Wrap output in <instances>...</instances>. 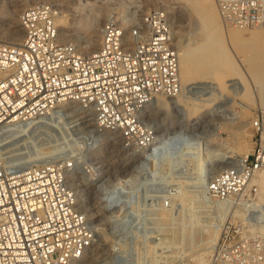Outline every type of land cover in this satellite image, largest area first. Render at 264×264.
Masks as SVG:
<instances>
[{
  "label": "built area",
  "instance_id": "built-area-1",
  "mask_svg": "<svg viewBox=\"0 0 264 264\" xmlns=\"http://www.w3.org/2000/svg\"><path fill=\"white\" fill-rule=\"evenodd\" d=\"M215 2L226 24L264 29V0ZM57 17L55 5L28 6L20 14L21 43H0V135L14 128L7 133L28 136L32 127L76 103L94 116L92 131L123 133L126 143L141 138L146 150L153 149L159 138L142 135L143 113L158 96L182 91L180 53L167 10L149 9L131 25L110 16L93 53L63 41ZM251 127L252 152L217 173L208 187L212 201L243 205L249 213L255 208L246 197L257 189L251 181L264 170V109ZM58 146L24 153L14 164L0 157V264H78L96 242L93 220L69 181L68 171L83 162L69 147ZM128 187L113 189L120 191L112 200L123 205V231L132 227L135 215L133 184ZM260 214L263 219L264 211ZM213 264H264V241L227 225Z\"/></svg>",
  "mask_w": 264,
  "mask_h": 264
},
{
  "label": "rangeland",
  "instance_id": "rangeland-1",
  "mask_svg": "<svg viewBox=\"0 0 264 264\" xmlns=\"http://www.w3.org/2000/svg\"><path fill=\"white\" fill-rule=\"evenodd\" d=\"M34 1L0 0V14L5 9L12 12L14 5L31 6ZM137 1L139 0H39L35 3H55L58 16L71 19V24L74 22L62 40L78 44L79 47H89L95 35L83 27L84 20L86 22L100 16L102 28L110 16L122 19L125 15L123 19H126L138 5H142L141 9L144 10L137 11L136 19L152 8H164L169 14L172 13L179 53L184 46L194 47L204 42L202 27L206 21L192 6L195 3L202 5V1ZM213 2L218 11L215 0ZM219 18L224 35L216 44L225 47L234 63L232 75L225 79L223 88L208 78L204 81H189L182 86L180 95L189 102L192 101L190 106L194 105L193 102L200 106L195 118L188 117L185 105L180 106L177 102L165 107L161 97L158 100L156 98L144 111L140 123L142 135L152 132L159 138L153 149L146 150L141 138L136 137L134 143L131 140L126 143L123 133L92 131L93 116L83 113L76 103L45 119L47 126L43 130L32 131L28 136L16 132L0 135V157L13 164L19 163L24 153L34 155L36 149L46 145L67 146L81 157L82 165L68 171L69 181L80 204L93 220L96 242L78 264H196V261L198 264L201 258L207 264L214 263L220 238L215 248L193 247L208 240L213 228L208 206L211 202L208 187L217 173L252 152L254 131L251 121L258 110L264 109V88L255 77L262 73L263 67L257 73L253 71L255 56L257 53H264V40H253L246 36L241 42L232 41L228 38L226 28L232 31L234 27L227 25L220 13ZM127 22L128 25L133 23ZM9 29L10 24L0 18V33L5 30L3 34L7 35ZM100 39L99 47L102 34ZM4 40L7 41L2 39L0 43H4ZM79 51L83 52L82 49ZM180 95L173 98L162 97L165 101L169 98L174 101ZM218 151L220 154L216 157ZM44 161L42 158L36 163ZM130 183L133 184L136 196L133 201L135 215L131 219L132 227L123 231L119 227L123 217L120 215L124 213L121 209L123 205L118 200H112L120 191L113 193V189L128 190ZM256 188L246 197L254 206L255 212L249 213L243 205L234 203L233 210L238 213L234 215L227 212L223 219H226L225 226L232 227V231L253 234L264 241V218L260 219L264 204L260 200L257 185ZM109 193L110 197L105 199L103 196ZM222 214L218 212L215 216L220 217ZM254 229L256 230L253 231Z\"/></svg>",
  "mask_w": 264,
  "mask_h": 264
},
{
  "label": "bare ground",
  "instance_id": "bare-ground-1",
  "mask_svg": "<svg viewBox=\"0 0 264 264\" xmlns=\"http://www.w3.org/2000/svg\"><path fill=\"white\" fill-rule=\"evenodd\" d=\"M39 0H35L33 4H36L35 2H38ZM57 1V0H55ZM64 1V0H63ZM140 1V0H139ZM137 1V2H139ZM142 1V0H141ZM140 1V2H141ZM189 3H191V1H195V0H188ZM202 1V5H197L199 3H195L196 5H192L194 7V9L197 11V13H199V15L203 18H205L206 23L203 25L202 30L205 33V40L203 43L194 46V47H188V46H184L183 50L181 49L180 52V78H181V84L182 86H184V84L186 82L189 81H194V80H198V81H204L205 79H211L213 81H215L216 84H218V86H220V88H223L225 85V79H227L228 77H230L232 75V71L234 70V68H232L234 63L231 61L229 55L227 54V51L225 49L224 46H219L217 45V41H221L223 39V26L221 25L220 22V18H219V13L215 7V4L213 2V0H200ZM42 2V1H40ZM105 2V1H104ZM136 2V0H135ZM134 2V3H135ZM146 2H150V0H146ZM88 3V2H87ZM141 4V3H140ZM53 5H56L55 3ZM120 5V4H119ZM132 5V4H131ZM25 5H14L15 9L12 12H8L6 9L0 14V18L3 19L4 21H6L7 23L10 24V29L8 30V32L6 33L7 35L0 33V40L2 39H6L7 41H5L4 43H8L11 45H17L20 44L21 41L23 40L22 35L24 37V30L21 26L20 21L18 19L19 14L22 12V10L26 7H24ZM89 6V5H88ZM135 6V5H134ZM62 7V5H61ZM131 7V6H130ZM137 9L132 10L130 16H126L127 21H134L136 20V16H137V11H140L142 5H138ZM13 8V7H12ZM68 9V8H67ZM71 9V8H70ZM183 9V8H182ZM103 10V9H102ZM144 10V8H143ZM143 10L141 9V12H143ZM130 11V9H129ZM182 14H184L183 10H181ZM168 12V11H167ZM124 13V12H123ZM169 13V12H168ZM121 14V13H120ZM143 14V13H142ZM140 14V16L142 15ZM123 15V14H122ZM125 16V15H124ZM123 16V17H124ZM121 17V16H120ZM122 17V19H123ZM128 17V18H127ZM169 17L173 23V26L175 25L174 21H173V15L170 12ZM20 18V17H19ZM75 18V17H74ZM102 18V17H101ZM78 19V18H77ZM120 19V18H119ZM125 19V18H124ZM71 20V19H70ZM67 17L65 16H58L57 17V24L59 25V32H60V38L63 39L65 38L64 36L67 34V32L69 31V28L71 27V21H70ZM73 21V20H72ZM132 23V22H130ZM101 24L102 22H100V16L95 17L94 19L90 20V21H86L84 20V23H82L83 27H85L87 30L92 31L95 35L94 38L92 39L93 41L90 43L89 47H79L78 44H76V46H78L79 49L83 50V53H93L95 51H97L99 49V41L100 39V35L102 34V28H101ZM203 24V23H202ZM131 25V24H130ZM228 25V24H227ZM9 26V25H8ZM231 26V25H229ZM73 27V26H72ZM175 27V26H174ZM234 27V26H232ZM74 28V27H73ZM227 29V33H228V38L231 39L232 41H236V42H241L242 40H244V38H246V36H248L249 38L253 39V40H264V32L261 28H254V29H241V28H237L234 27V30L232 31H228ZM233 29V28H232ZM200 31V30H199ZM68 36V35H67ZM91 41V40H90ZM246 41V40H245ZM187 43V42H186ZM243 43V42H242ZM89 44V43H88ZM190 45V44H189ZM223 45V44H222ZM242 45V44H241ZM192 46V45H191ZM244 46V44H243ZM246 46V45H245ZM249 46V45H248ZM182 48V46H180ZM242 47V46H240ZM180 49V48H179ZM246 49V48H245ZM257 51V50H256ZM260 52V51H259ZM264 54V53H263ZM261 53H257V56H255V60H256V65L254 64L253 66V71L254 73H257L260 67H263V69H261L262 73L258 76L255 75V77H257L259 79V81L261 83H259V85H261V87L264 88V55ZM255 55V54H254ZM250 59V58H249ZM252 59V57H251ZM252 61V60H250ZM249 62V61H248ZM254 63V62H253ZM258 63V64H257ZM252 64V63H251ZM236 69V67H235ZM235 74V73H234ZM237 75V73H236ZM219 88V89H220ZM247 88V87H246ZM248 92H246L247 95ZM180 95V94H179ZM164 95H160L157 97L156 100L160 98L161 102L163 105H165V107H167L168 105H175L178 102V105H185L188 108V117L190 118H195L196 117V112L198 111V109L200 108V106L195 105V103L193 102V106L191 105V102H189V100L186 99V97H184L183 95H180L178 97V99L176 100H172L171 98H169L167 101H165V99L162 97ZM165 97H170V96H165ZM176 97V96H175ZM173 98V97H172ZM153 101H156V100ZM180 103V104H179ZM211 105V102H209ZM197 104V103H196ZM167 109V108H166ZM212 110V109H211ZM94 114V113H93ZM93 120L95 122V118L93 116ZM24 124V123H23ZM26 124V123H25ZM47 124L45 125H37L31 128V131H38L40 129H44L46 128ZM15 130L14 128H8L4 131H2L1 133H7L9 131H13ZM34 131V132H35ZM12 136V135H10ZM7 137V136H6ZM231 147V146H230ZM228 149V147H227ZM232 149V148H231ZM221 151V150H219ZM216 153V157H218V155L220 154V152ZM224 151V149H223ZM222 151V152H223ZM221 152V153H222ZM225 155V154H224ZM214 157V158H216ZM92 180V179H91ZM251 185H257L258 189H260V200L261 202L264 204V170L259 172L257 174V176H255V178L251 181ZM187 186V185H186ZM196 194V193H195ZM200 196V195H199ZM171 197V196H169ZM188 198V197H187ZM201 198V197H200ZM183 199V198H182ZM210 199V198H209ZM184 200V199H183ZM210 205H208L210 208L211 213V219H212V223H213V228H211V232H210V236L209 239L204 241L201 244H198L197 246H193V247H198V246H204L205 248H215V246L218 244V240L220 238V233L221 230L223 229V227H225V220L223 219V217L225 216V213L229 212V214L234 213L237 214L238 211L237 210H233L235 208V205L233 206H229V205H219L218 201H212L210 200ZM181 202V201H180ZM184 202V201H183ZM177 203V202H176ZM186 203V202H185ZM220 203V201H219ZM183 205V204H182ZM173 206V205H172ZM187 206V205H186ZM232 207V208H231ZM197 208V207H196ZM200 208V207H199ZM208 208V207H207ZM170 209V208H169ZM189 209V208H188ZM237 209V208H236ZM173 210V209H172ZM233 210V211H232ZM184 212V211H183ZM218 212H222L223 214L218 217L215 216L216 213ZM197 213V212H196ZM191 214V213H190ZM228 214V215H229ZM172 215V214H171ZM175 215V214H174ZM196 217V216H195ZM229 217V216H228ZM227 217V218H228ZM210 218V217H209ZM166 219V218H165ZM176 219V218H175ZM174 219V220H175ZM199 219V218H198ZM172 222V221H171ZM184 223V222H183ZM261 223V222H260ZM181 224V223H180ZM207 224V223H206ZM257 224V223H256ZM186 225V224H185ZM204 224H202L203 226ZM208 225V224H207ZM259 225V223H258ZM261 225V224H260ZM263 225V224H262ZM197 226V225H196ZM253 226H255L253 224ZM252 226V227H253ZM257 226V225H256ZM206 227V226H205ZM251 227V228H252ZM165 228V227H163ZM201 228V227H200ZM259 228V227H258ZM254 229L253 231H258ZM263 228V227H262ZM207 229V228H205ZM204 229V230H205ZM253 229V228H252ZM251 229V230H252ZM264 230V228H263ZM184 232V231H183ZM192 232V231H191ZM190 232V233H191ZM208 233V231H207ZM263 234V233H262ZM194 235V234H193ZM197 236V235H196ZM264 236V234H263ZM192 237V236H190ZM193 238V237H192ZM195 238V237H194ZM172 239V238H171ZM177 240V239H176ZM195 240V239H194ZM183 241V240H182ZM192 241V240H191ZM181 242V241H180ZM134 243V242H133ZM164 243V242H163ZM192 243V242H191ZM195 243V242H194ZM161 244V243H160ZM207 244V245H206ZM196 245V244H194ZM118 246V245H117ZM157 246V245H156ZM162 246V245H161ZM121 248V247H120ZM119 248V249H120ZM132 249V248H131ZM214 250V249H213ZM150 251V250H149ZM157 251V250H156ZM174 251V250H173ZM206 251V250H205ZM208 251V250H207ZM120 252V251H119ZM146 252V251H145ZM158 252V251H157ZM175 252V251H174ZM149 253V252H148ZM147 253V254H148ZM154 253V252H153ZM163 253V252H162ZM207 253V252H206ZM210 253V250H209ZM144 254V253H143ZM178 254V253H177ZM177 254H174L177 255ZM184 254V253H183ZM86 255V254H85ZM149 255V254H148ZM156 255V254H155ZM201 255V254H200ZM204 255V254H203ZM140 256V255H139ZM180 255H178L179 257ZM198 256V255H197ZM85 257V256H84ZM83 257V258H84ZM145 257V255H144ZM202 257V256H201ZM204 257V256H203ZM82 258V259H83ZM195 258V257H193ZM81 259V260H82ZM178 259V258H176ZM175 259V260H176ZM154 260V259H153ZM170 261V260H169ZM165 263V262H164ZM171 263V262H170ZM197 264V261H196ZM198 264H207V262L205 260H203L202 258L199 260Z\"/></svg>",
  "mask_w": 264,
  "mask_h": 264
}]
</instances>
